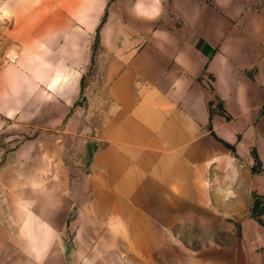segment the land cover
Wrapping results in <instances>:
<instances>
[{
    "label": "crops",
    "instance_id": "1",
    "mask_svg": "<svg viewBox=\"0 0 264 264\" xmlns=\"http://www.w3.org/2000/svg\"><path fill=\"white\" fill-rule=\"evenodd\" d=\"M49 5L27 0L25 46L0 67L19 135L0 145V264L37 261L26 247L83 217L110 231L120 216L170 264L193 226L213 234L202 247L260 245L264 0H96L80 19L39 14Z\"/></svg>",
    "mask_w": 264,
    "mask_h": 264
},
{
    "label": "rangeland",
    "instance_id": "2",
    "mask_svg": "<svg viewBox=\"0 0 264 264\" xmlns=\"http://www.w3.org/2000/svg\"><path fill=\"white\" fill-rule=\"evenodd\" d=\"M96 0H50L49 7L38 8L39 14H50L54 16H69L80 19L91 7L90 4ZM100 1V0H97ZM27 0H0V67L5 64L13 63L16 54L24 48L25 31L28 28L24 22V16L28 13L26 5ZM66 21V20H65ZM40 25V24H35ZM67 25V22L61 26ZM16 125H8L2 117L0 121V145L8 147L9 144L19 138L15 135ZM4 153H7L5 150ZM38 207L37 211L40 212ZM34 215L38 220L40 216ZM40 215V214H39ZM110 222L113 221L114 230L92 229L89 221L84 217L82 220V229L77 231L61 230L48 232L47 237L43 239L46 246H36L34 248L26 247L37 261L20 262L18 264H170L164 263L166 255L162 249L161 255H154V248H142L135 241L128 239L139 232L122 230V221L120 216H109ZM87 222V223H86ZM127 226V224H126ZM42 234L41 231H36ZM186 242L189 240L191 247L179 245L176 253L179 261L172 264H186V257L198 254L206 250L215 255L219 261L215 264H264V241L254 243V238L238 236H223L222 240H214L218 246L202 247L201 243L212 240V232L201 226H193L184 231ZM65 241V246H64ZM76 242L74 247L72 244ZM219 241V242H218ZM42 242V240H41ZM62 243V245H61ZM213 244V243H212ZM25 249V247H24ZM194 249L196 252L192 251ZM155 259L158 260L154 262ZM29 258V256H27ZM30 259V258H29ZM222 260V261H221Z\"/></svg>",
    "mask_w": 264,
    "mask_h": 264
},
{
    "label": "built area",
    "instance_id": "3",
    "mask_svg": "<svg viewBox=\"0 0 264 264\" xmlns=\"http://www.w3.org/2000/svg\"><path fill=\"white\" fill-rule=\"evenodd\" d=\"M2 120V116H1V114H0V121Z\"/></svg>",
    "mask_w": 264,
    "mask_h": 264
},
{
    "label": "trees",
    "instance_id": "4",
    "mask_svg": "<svg viewBox=\"0 0 264 264\" xmlns=\"http://www.w3.org/2000/svg\"><path fill=\"white\" fill-rule=\"evenodd\" d=\"M256 203H258V201H256Z\"/></svg>",
    "mask_w": 264,
    "mask_h": 264
}]
</instances>
